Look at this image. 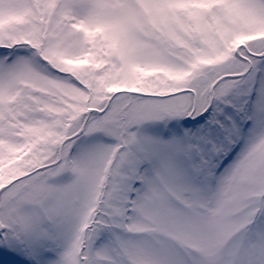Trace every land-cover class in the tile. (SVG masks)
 <instances>
[{
    "label": "snow or ice",
    "instance_id": "6c2138e0",
    "mask_svg": "<svg viewBox=\"0 0 264 264\" xmlns=\"http://www.w3.org/2000/svg\"><path fill=\"white\" fill-rule=\"evenodd\" d=\"M0 264H264V0H0Z\"/></svg>",
    "mask_w": 264,
    "mask_h": 264
}]
</instances>
